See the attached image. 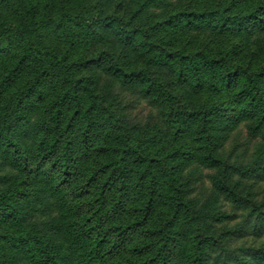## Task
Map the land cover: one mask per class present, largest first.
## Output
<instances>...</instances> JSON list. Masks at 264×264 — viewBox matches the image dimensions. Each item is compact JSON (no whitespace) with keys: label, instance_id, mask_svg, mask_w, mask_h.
<instances>
[{"label":"rangeland","instance_id":"1","mask_svg":"<svg viewBox=\"0 0 264 264\" xmlns=\"http://www.w3.org/2000/svg\"><path fill=\"white\" fill-rule=\"evenodd\" d=\"M51 1H56L63 11L84 5L93 12L118 17L126 28L136 32L134 37H125L111 26L100 27L99 34L86 46L83 60L91 61L87 66L80 67L76 76L79 90H83V86L89 90L84 106L93 105V109L103 111L111 119L106 126L100 122L101 127H97L96 135L91 134V149L81 165L82 172L78 175L76 172L68 182L71 197L90 208L96 194L93 176L106 163L114 167L123 162L131 172L136 173L139 164L133 162L136 161L137 152L144 155L145 151L150 150L148 152L153 154L151 159L172 155L169 157H174L169 161L170 165L179 166L176 181L182 191L185 216H189L193 208L199 211L209 199L211 201L201 234L211 238L212 244L204 246L203 264H264V129L255 130L257 121L248 115L253 107L248 104V99H239L242 79L236 75L232 80H224L218 91L208 90L196 81L183 80L176 61L169 55L176 52L181 56L205 52L214 59L224 55L229 58L233 72L263 73L264 16L261 20H248L242 29L232 25L230 30L225 31L209 25L205 18L193 24L172 19L174 21L165 27L157 25L184 12H221L226 16L261 12L264 0H0V12H17L19 7L30 10V2H39L42 8ZM161 39L166 42L164 47L158 41ZM146 42L157 44V49L148 53L144 45ZM157 55L164 61L154 59ZM2 63L0 74H4ZM115 63L127 66L134 73L147 75L143 82L138 79L122 80L108 68ZM24 78L21 75L14 81V89L23 83ZM152 82L164 83L173 92L176 101L166 103L158 99ZM260 86L264 100V77ZM8 94L3 92L0 95L2 109ZM97 101L100 102L98 107ZM212 105L220 108V117L229 118L227 126L232 125L228 130L217 133L218 137L214 139L212 156L222 164L220 166L205 162L211 158L212 151L206 146L202 124L182 118L181 125L175 122L178 107L191 111ZM41 112L30 114L31 129L26 136H32L29 139L31 142L39 136V131L45 132L44 127L37 129L42 120L45 122ZM236 113L239 119H233ZM256 114L260 116L262 111L257 110ZM221 121L215 129L219 130ZM75 132L74 140H79L80 145L85 147L80 132ZM126 138H130L132 148L127 147ZM146 140L151 143L145 144ZM33 154L34 171H41L42 177L47 178L48 171L56 169L53 162L42 163V154L37 148ZM82 154L86 153L83 151ZM143 162L141 156V164ZM180 165H183L182 168ZM36 166L39 170H36ZM225 172L229 174L228 179L223 178ZM31 176L29 169L13 165L0 151V188L19 179L25 191H28L27 188L33 185ZM165 177L169 178L170 175ZM90 180L89 186H86ZM169 182L173 183L171 180ZM144 184L141 183L139 196L137 191L126 193L125 203L129 209L144 203L148 193ZM41 201L35 207L37 203L32 196L31 201L26 203V220L22 224L35 232L49 234L48 224L52 222L55 212L51 205L47 206ZM156 207L142 229L131 235L120 252L109 254L107 264L140 263L153 256V250L147 247L158 243L154 229L159 209L162 210L163 206L158 204ZM95 211L89 210L86 215L92 217ZM118 215H121L118 222L124 223L130 213L118 211ZM196 234V227L183 224L176 242L183 245L187 238ZM173 260L176 264H188L187 259L177 261L176 255Z\"/></svg>","mask_w":264,"mask_h":264},{"label":"trees","instance_id":"2","mask_svg":"<svg viewBox=\"0 0 264 264\" xmlns=\"http://www.w3.org/2000/svg\"><path fill=\"white\" fill-rule=\"evenodd\" d=\"M28 6L30 10L19 7L17 12H0V63L3 62L1 67L4 73L0 74V95L9 93L3 109L0 107V151L13 165L29 169L33 184L25 191L18 179L0 188V264H107L109 254L120 252L131 235L142 229L158 204L163 206L162 210L159 209L154 229L158 243L147 247L153 250V256L140 263L130 261L128 264H176L173 260L175 255L177 261L184 262L187 259L188 264H203L204 246L212 244L211 238L201 234L205 229L204 220L211 201L209 199L199 211L193 208L191 214L185 216L182 191L176 181L179 166L170 165L169 161L174 158H169L172 155L151 159L153 154L148 152L150 150L147 153L145 151L144 155L137 152L136 161L133 162L139 164L136 173L133 169L131 172L123 162L114 167L106 163L93 176L96 194L90 202V208H87L86 203L72 198L68 192V182L76 172L77 175L82 172L85 155L88 157L93 140L91 134L96 135L97 127H101L100 122L106 126V122L111 119L103 111L93 109V105L84 106L85 95L89 90L85 86L79 90L76 76L80 67L87 66L91 61L83 60L86 46L99 34L100 27L111 26L125 37H134L136 32L126 28L120 18L93 12L84 5L64 11L56 1L48 2L42 8L39 2H30ZM260 9L261 12L233 16L221 12H184L157 25L165 27L174 21L172 19L193 24L205 18L209 25L224 31L230 30L232 25L242 29L248 20L263 19L264 8ZM158 41L163 47L166 45L164 40ZM144 45L148 53L158 47L150 42ZM169 55L176 61L183 80L191 79L208 90L216 92L224 80L229 81L239 75L242 79L239 99H248V104L253 107L248 115L257 121L255 130L264 129V100L260 86L264 70L263 73L233 72L229 58L224 55L218 59L205 52L183 56L176 52ZM154 59L164 61L159 55ZM108 68L118 78L127 81L138 79L143 82L147 75L134 73L119 63ZM21 75L25 76L24 81L14 89V81ZM151 86L158 92V99L166 103L176 101L173 92L164 83L152 82ZM99 103L97 101V107ZM39 110L42 111V117L44 114L45 122L42 120L37 129L42 130L44 127L45 132L39 131L37 140L31 142L29 139L32 136H26L31 129L30 114ZM219 110L214 105L191 111L178 107L175 114L176 125H181V118L203 125L206 146L212 151L211 158L205 162L213 166L222 165L212 156L214 139H217V133L232 127L231 124L227 126V116H219ZM257 110L262 111V115L258 116ZM235 118H240L238 113L233 116ZM220 120L222 126L217 130L215 127ZM75 131L80 132L85 147L80 145L79 140H74ZM129 139L126 138V145L132 148ZM150 143L147 140L145 142ZM36 148L42 154L41 162L46 164L52 161L56 168L48 171L47 178L42 177L41 171H34L33 153ZM83 151L86 154H82ZM36 170L39 167L36 166ZM166 175L170 177L166 178ZM125 177L127 179L122 181ZM228 177V172H225L223 178ZM92 180L85 185L89 186ZM141 183H145L148 191L146 199L140 206L129 209L125 195L129 191H137L139 196ZM32 196L37 203L35 207L42 199L41 202L54 208L55 215L48 224L49 234L35 232L22 224L26 220L24 207ZM89 210H96L94 216L86 215ZM118 211L129 212L128 220L119 223L121 215L117 216ZM186 223L196 227L197 234L187 238L181 245L176 242L177 235Z\"/></svg>","mask_w":264,"mask_h":264}]
</instances>
